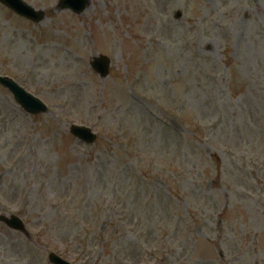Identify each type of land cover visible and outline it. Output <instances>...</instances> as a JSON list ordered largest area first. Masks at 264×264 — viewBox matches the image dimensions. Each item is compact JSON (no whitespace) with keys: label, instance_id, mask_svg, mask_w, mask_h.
<instances>
[{"label":"rangeland","instance_id":"rangeland-1","mask_svg":"<svg viewBox=\"0 0 264 264\" xmlns=\"http://www.w3.org/2000/svg\"><path fill=\"white\" fill-rule=\"evenodd\" d=\"M23 1L0 75L49 112L0 85V264H264V0Z\"/></svg>","mask_w":264,"mask_h":264},{"label":"water","instance_id":"water-1","mask_svg":"<svg viewBox=\"0 0 264 264\" xmlns=\"http://www.w3.org/2000/svg\"><path fill=\"white\" fill-rule=\"evenodd\" d=\"M5 3L7 6L14 9L18 14L27 17L33 21H40L43 18L42 12H35L32 8L21 2L20 0H0ZM88 0H62L60 2L61 8H71L74 12L79 13L87 6ZM102 61H104L102 59ZM107 62H103L102 75L107 72ZM0 83L7 87L13 94L16 101L27 111L31 113H39L43 111V108L35 101L34 98L28 96L19 89L12 81L0 78ZM71 132L75 134L78 138L82 139L86 143H91L95 140V136L87 129L72 127ZM1 221H4L8 226L21 230L18 220L15 218L7 219L3 216L0 217ZM50 260L54 264H67L58 258L50 257Z\"/></svg>","mask_w":264,"mask_h":264}]
</instances>
